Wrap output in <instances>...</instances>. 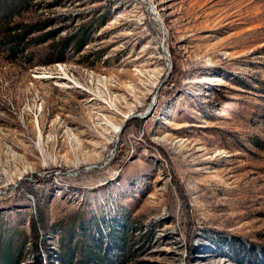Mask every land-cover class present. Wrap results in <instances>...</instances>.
Instances as JSON below:
<instances>
[{
	"label": "rangeland",
	"instance_id": "rangeland-1",
	"mask_svg": "<svg viewBox=\"0 0 264 264\" xmlns=\"http://www.w3.org/2000/svg\"><path fill=\"white\" fill-rule=\"evenodd\" d=\"M10 3L39 28L0 49V236L25 232L21 264L84 242L95 264H264V0Z\"/></svg>",
	"mask_w": 264,
	"mask_h": 264
},
{
	"label": "trees",
	"instance_id": "trees-1",
	"mask_svg": "<svg viewBox=\"0 0 264 264\" xmlns=\"http://www.w3.org/2000/svg\"><path fill=\"white\" fill-rule=\"evenodd\" d=\"M12 1V0H10ZM17 3L22 0H13ZM13 4H8V0H0V49L10 53V58H16L19 53H23L30 45V40L32 39L33 33H35L39 28L36 26V23H25L21 21L14 22V15L18 13L17 10H14ZM105 22L100 21L99 25H103ZM98 27V26H96ZM41 41H44L41 40ZM89 42L88 36L85 34V30L79 34H74L72 40L69 42L74 45V50L80 52L85 45ZM69 44V45H70ZM68 45V46H69ZM65 41L57 45H53L50 51L55 53V56L49 60V62L65 60V51L68 47ZM2 47V48H1ZM33 237L35 241L39 238V230L36 220L32 222ZM83 233V232H81ZM84 234V233H83ZM79 236L82 238V242L85 239L84 235ZM25 232H10L6 236H0V264H21L25 261V255L22 254L24 249ZM85 244H90L96 252H89L87 257L84 256V253H80L75 248H70L63 246V251L61 255L62 264H95V262L102 263V260H97L96 255L98 252L94 249V244L84 242ZM76 247V246H75ZM88 253V252H86Z\"/></svg>",
	"mask_w": 264,
	"mask_h": 264
},
{
	"label": "bare ground",
	"instance_id": "bare-ground-1",
	"mask_svg": "<svg viewBox=\"0 0 264 264\" xmlns=\"http://www.w3.org/2000/svg\"><path fill=\"white\" fill-rule=\"evenodd\" d=\"M62 79H63V78H62ZM116 132H118V130H117Z\"/></svg>",
	"mask_w": 264,
	"mask_h": 264
}]
</instances>
